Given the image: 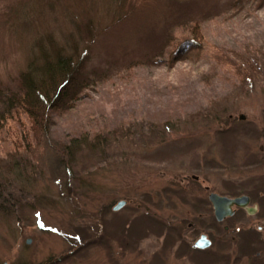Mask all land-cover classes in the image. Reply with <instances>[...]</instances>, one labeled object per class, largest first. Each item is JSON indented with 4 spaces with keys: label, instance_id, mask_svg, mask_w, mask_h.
Listing matches in <instances>:
<instances>
[{
    "label": "rangeland",
    "instance_id": "obj_1",
    "mask_svg": "<svg viewBox=\"0 0 264 264\" xmlns=\"http://www.w3.org/2000/svg\"><path fill=\"white\" fill-rule=\"evenodd\" d=\"M58 49L90 84L29 157L46 176L0 203V264H264V206L218 221L208 198L264 201V0H0V89Z\"/></svg>",
    "mask_w": 264,
    "mask_h": 264
},
{
    "label": "trees",
    "instance_id": "obj_2",
    "mask_svg": "<svg viewBox=\"0 0 264 264\" xmlns=\"http://www.w3.org/2000/svg\"><path fill=\"white\" fill-rule=\"evenodd\" d=\"M186 28L189 29V27ZM189 31L200 37L197 29L192 28ZM56 54L55 61L46 62L42 68L23 74L15 85L0 89L2 146L10 144L5 151L14 157L8 164L0 160V203L2 204L12 203V206H18L24 198H27L26 194H20L23 191L22 187H27L30 191L46 176L47 166L35 163L29 157L38 152L36 147H41L40 143L44 137L45 140L49 139L53 123H55L52 120L54 115L73 108L80 98L79 95L90 84L86 76L80 73L81 62H74L72 54L61 52L60 49ZM258 62L264 66V61ZM245 74L252 81V70ZM22 116L28 121H22ZM23 122L29 123L30 126L27 129L24 128ZM10 124L12 126L6 128ZM16 128H18L17 132L13 131ZM4 129L8 130L2 133ZM30 141H36V145H30ZM45 144L49 146L48 142ZM19 149L24 150L19 151ZM67 154L65 150L57 149V157L62 156L63 159V161L57 160L59 165L57 167L61 172L64 171L65 175L74 172L70 158L66 159L64 156ZM20 155L23 157H18ZM75 165L78 168V165ZM50 176H52L51 179L54 178L53 175ZM59 176L57 175L54 180L62 186L63 183L59 181L61 179L57 178ZM14 196H17L18 200L12 199Z\"/></svg>",
    "mask_w": 264,
    "mask_h": 264
},
{
    "label": "flooded vegetation",
    "instance_id": "obj_3",
    "mask_svg": "<svg viewBox=\"0 0 264 264\" xmlns=\"http://www.w3.org/2000/svg\"><path fill=\"white\" fill-rule=\"evenodd\" d=\"M239 118L242 120V119H246V114H244V117H242L241 116V114L239 115ZM262 136H264V126L260 129V132H259ZM261 148H259L258 150H256V151H258L259 153H257L255 156H256V160L257 161H260V159H261V162H264V154H260L261 152H264V144H263V146H260ZM263 179V178H262ZM260 180V179H259ZM263 184H264V182H263ZM254 190H253V192L254 191H257V193H260V189H262V190H264V185H259L258 184V180L257 181H255V183H254ZM251 191V190H250ZM212 192H216V193H218V194H220V195H225V196H229V195H226V194H222V193H220V192H217V191H210L209 192V194H208V198H209V200H210V204H211V206H212V208H213V213H214V216H215V218L218 220V221H223V220H225L226 218H228V217H230V216H232V215H234L236 212H237V209H244L247 213H250V214H255V215H257V214H259L260 213V211H261V208H260V206H264V201H261V202H256V201H254L255 199V197H253V196H255V195H252L251 193H246V192H243V193H240V194H238V195H236V196H229V197H237V196H240V197H244L243 198V200H242V202L241 203H239V204H232L231 206H233L232 208H233V211H232V213L231 214H227V215H225V216H223L221 219H219V218H217V216H216V213H215V207H214V203H213V201H212V199H211V197H210V194L212 193ZM263 195H264V193H263ZM264 200V199H263ZM260 215V214H259ZM259 218H260V216H258ZM258 224V229L260 230V229H262L263 230V228H264V217H263V220H261V222H258L257 223ZM202 234H204V233H202ZM201 234V235H202ZM200 235V236H201ZM205 235L207 236V238H209L208 237V235L205 233ZM200 236L197 238V240L200 238ZM210 239V238H209ZM197 240H195V246H196V248H199V249H203V248H206V247H209L211 244H212V240L210 241V243L209 244H207V245H204V246H199V245H197L196 244V242H197Z\"/></svg>",
    "mask_w": 264,
    "mask_h": 264
},
{
    "label": "water",
    "instance_id": "obj_4",
    "mask_svg": "<svg viewBox=\"0 0 264 264\" xmlns=\"http://www.w3.org/2000/svg\"><path fill=\"white\" fill-rule=\"evenodd\" d=\"M241 116L244 117V113H241ZM210 197L214 203L215 207V213L217 218L221 219L223 216L227 214H231L233 211L232 204H239L242 202L244 197H229L225 195H220L216 192H212L210 194ZM125 203L124 200L118 202V204L115 206V208L121 207ZM28 242H30V239H28ZM210 243V240L206 237L205 234H202L199 240H197L196 244L199 246H204Z\"/></svg>",
    "mask_w": 264,
    "mask_h": 264
}]
</instances>
